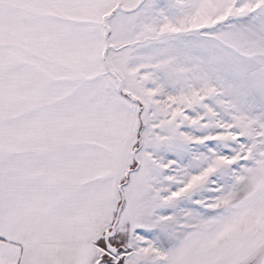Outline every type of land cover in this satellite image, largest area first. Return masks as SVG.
<instances>
[{
	"label": "snow or ice",
	"instance_id": "1",
	"mask_svg": "<svg viewBox=\"0 0 264 264\" xmlns=\"http://www.w3.org/2000/svg\"><path fill=\"white\" fill-rule=\"evenodd\" d=\"M0 264H264V0H0Z\"/></svg>",
	"mask_w": 264,
	"mask_h": 264
}]
</instances>
